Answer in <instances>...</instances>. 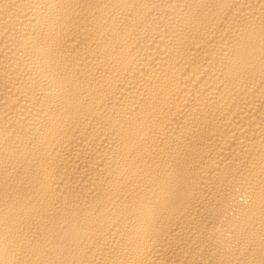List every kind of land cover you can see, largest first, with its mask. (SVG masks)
<instances>
[{"label": "bare ground", "instance_id": "1", "mask_svg": "<svg viewBox=\"0 0 264 264\" xmlns=\"http://www.w3.org/2000/svg\"><path fill=\"white\" fill-rule=\"evenodd\" d=\"M0 264H264V0H0Z\"/></svg>", "mask_w": 264, "mask_h": 264}]
</instances>
